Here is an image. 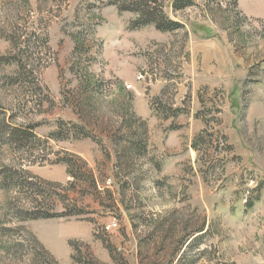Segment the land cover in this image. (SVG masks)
I'll use <instances>...</instances> for the list:
<instances>
[{"label": "rangeland", "instance_id": "obj_1", "mask_svg": "<svg viewBox=\"0 0 264 264\" xmlns=\"http://www.w3.org/2000/svg\"><path fill=\"white\" fill-rule=\"evenodd\" d=\"M0 264H264V0H0Z\"/></svg>", "mask_w": 264, "mask_h": 264}, {"label": "trees", "instance_id": "obj_2", "mask_svg": "<svg viewBox=\"0 0 264 264\" xmlns=\"http://www.w3.org/2000/svg\"><path fill=\"white\" fill-rule=\"evenodd\" d=\"M14 129V128H12ZM13 131H16V130H13ZM69 163V162H68ZM67 163V166H68V175L69 177H71L73 180L76 178L73 170L71 169L72 168V165L69 163ZM45 216H38L36 213H34V216L32 217V219H39V218H44Z\"/></svg>", "mask_w": 264, "mask_h": 264}, {"label": "built area", "instance_id": "obj_3", "mask_svg": "<svg viewBox=\"0 0 264 264\" xmlns=\"http://www.w3.org/2000/svg\"><path fill=\"white\" fill-rule=\"evenodd\" d=\"M115 227H116V224L112 223V224H108L104 229H105V231L109 232V231L113 230Z\"/></svg>", "mask_w": 264, "mask_h": 264}]
</instances>
